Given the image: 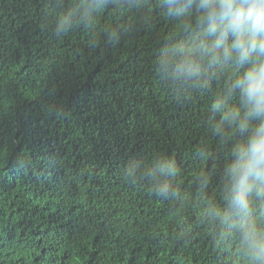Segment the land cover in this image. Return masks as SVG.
Listing matches in <instances>:
<instances>
[{"label": "trees", "instance_id": "obj_1", "mask_svg": "<svg viewBox=\"0 0 264 264\" xmlns=\"http://www.w3.org/2000/svg\"><path fill=\"white\" fill-rule=\"evenodd\" d=\"M199 4L0 0V264H260L232 170L264 116Z\"/></svg>", "mask_w": 264, "mask_h": 264}, {"label": "clouds", "instance_id": "obj_2", "mask_svg": "<svg viewBox=\"0 0 264 264\" xmlns=\"http://www.w3.org/2000/svg\"><path fill=\"white\" fill-rule=\"evenodd\" d=\"M199 7L205 10L200 20L210 22L207 30L209 38L216 34L210 44L201 46L209 64L228 59H233L240 67L250 64V68L238 77L233 87L242 89L245 107H250L247 116H264V0H200ZM229 34L233 36V42L225 47L224 42ZM196 67L188 60L181 66L188 73H195ZM239 115V110L234 111L233 121ZM247 116L240 124L242 129L247 126ZM245 155L247 160L243 158ZM232 171L236 181L233 202L239 206L240 212L247 215L248 192L254 182L264 183V123L251 138L248 152H241V158ZM249 252L254 261L264 264V239L253 237Z\"/></svg>", "mask_w": 264, "mask_h": 264}]
</instances>
